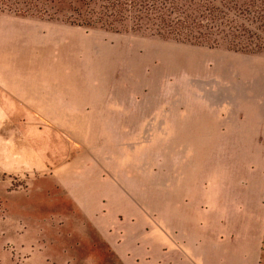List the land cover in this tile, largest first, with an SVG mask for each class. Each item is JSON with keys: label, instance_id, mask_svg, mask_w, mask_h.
Here are the masks:
<instances>
[{"label": "rangeland", "instance_id": "374dc122", "mask_svg": "<svg viewBox=\"0 0 264 264\" xmlns=\"http://www.w3.org/2000/svg\"><path fill=\"white\" fill-rule=\"evenodd\" d=\"M69 1L0 0V16L36 10L43 18L26 17L61 22L82 8ZM80 28L81 45L84 38L97 47L98 58L84 60L78 43L72 59L83 90L92 75L99 97L83 105L77 143L54 122L34 119L28 103H14V66L0 64V144L46 159L44 170L0 174V264H154L166 255L167 219L196 217L217 186L264 179L249 173L264 170V50ZM15 66L41 83L47 75L29 62ZM21 89L41 90L34 82ZM65 168L78 172L65 182L75 193L56 176ZM87 193H98L95 217L82 210Z\"/></svg>", "mask_w": 264, "mask_h": 264}, {"label": "crops", "instance_id": "0c3cea01", "mask_svg": "<svg viewBox=\"0 0 264 264\" xmlns=\"http://www.w3.org/2000/svg\"><path fill=\"white\" fill-rule=\"evenodd\" d=\"M82 34L80 27L58 21L10 14L0 16V64L14 66L15 70L11 69L8 74L10 84L15 87L11 98L15 104L28 103L34 119L49 125L54 122L62 128L58 133L72 144L80 137L75 130L83 128L84 103L97 102L99 97L98 90L93 89L98 84H93L92 75L87 78L90 85L84 83L83 90L81 69L77 74V65L72 59L78 43L81 45ZM81 46L84 60L98 58L97 47L84 45V38ZM50 57L55 61L52 62ZM26 62L33 72L47 74L42 77V83L39 76L19 73L20 67L15 65ZM25 82H34L41 90L27 94L21 89ZM261 102L263 106L264 102ZM231 139L234 143V138ZM243 142L250 143L248 140ZM43 154L32 148L10 150L0 144V174L8 177L44 170L46 159ZM75 171L65 168L56 176L65 186L70 177L76 175ZM249 173L264 178V170L252 169ZM66 189L75 193L73 189ZM98 193L93 196L87 193L86 201L82 203V210L90 217H95L98 210L93 206L99 201ZM214 193L213 200L208 198L203 205L201 203L196 217L178 218V223L167 219L162 223L167 236L166 255L156 256L154 264H264V179L261 184L217 186ZM9 207L4 205V209L9 210ZM95 223L99 224L98 221ZM111 224L115 230V224ZM110 233L109 228L105 229L108 240ZM159 249L162 251L161 247Z\"/></svg>", "mask_w": 264, "mask_h": 264}, {"label": "trees", "instance_id": "16d2710c", "mask_svg": "<svg viewBox=\"0 0 264 264\" xmlns=\"http://www.w3.org/2000/svg\"><path fill=\"white\" fill-rule=\"evenodd\" d=\"M72 1L83 8L72 9L75 16L61 20L72 26L144 33L200 47L223 46L232 52L264 50V0H70L69 7ZM13 11L19 17L43 18L36 10Z\"/></svg>", "mask_w": 264, "mask_h": 264}]
</instances>
